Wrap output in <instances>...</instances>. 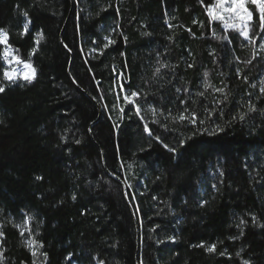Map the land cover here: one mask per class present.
<instances>
[{"label":"trees","instance_id":"trees-1","mask_svg":"<svg viewBox=\"0 0 264 264\" xmlns=\"http://www.w3.org/2000/svg\"><path fill=\"white\" fill-rule=\"evenodd\" d=\"M217 2L0 0V264H264V29Z\"/></svg>","mask_w":264,"mask_h":264},{"label":"snow or ice","instance_id":"snow-or-ice-1","mask_svg":"<svg viewBox=\"0 0 264 264\" xmlns=\"http://www.w3.org/2000/svg\"><path fill=\"white\" fill-rule=\"evenodd\" d=\"M249 2V0H218L217 4L214 5L212 8L209 9L208 15L212 18V19H222V16H220L214 9L215 8H223V10L225 12H229V13H233L235 14L238 19L241 21V23L244 25V28L246 29L248 27V22H251L253 19V13L249 10V8L247 7V3ZM250 3L253 4L255 6V8L258 10L259 13V21H260V28L264 29V0H250ZM228 5L227 7H225V5ZM25 15H27V13H25ZM237 25H229V27H236ZM25 29L27 30V25H25ZM241 34L244 35L245 37H247L248 32L246 30H242ZM8 42V33L5 29L0 28V44H7ZM11 54L10 49L6 48L3 56L5 59H7V57ZM15 62L16 64H20L23 66L24 71L20 72L17 69H14L12 71H8L5 70L3 72V76L6 80L8 81H14L15 79H17L18 77H21L22 79L26 80V81H31L35 78V74H36V70L35 68L32 66L30 61H24L22 59H20L19 57H13L12 61H9V63ZM207 75V74H205ZM208 85H206L207 87ZM5 89L2 85H0V92H3ZM222 91V90H221ZM132 97L137 96L136 92H133ZM202 95V94H201ZM126 102L131 103V98L126 97ZM250 111L253 110L252 108L249 109ZM190 119L192 123L196 122V115L195 113L191 114V117H185L183 114H181L179 117H177V119ZM243 118V117H241ZM201 123H203V121H201ZM146 131H147V127H146ZM217 131H220V129H217ZM149 135H151V133L149 132ZM77 143H79V141H77ZM168 146L165 145V148H167ZM170 151H175L174 149H170ZM37 179H40V177H37ZM73 199H75V197H73ZM27 218L25 220V224H27L28 222ZM255 219V218H253ZM246 222L241 220L240 221V225L245 224ZM17 228H21L20 225H16ZM241 234H243V230H241ZM3 233L0 232V236H2ZM21 235H24V229H21ZM26 246H28L29 248H36L39 247V242L34 240V239H29L26 242ZM203 246V245H201ZM207 251L209 252H214L216 250V246L215 245H211L208 246L206 248ZM225 253H221V255H224ZM32 255L35 256L36 255V251L33 250L32 251ZM237 255H239V253H237ZM45 258H46V254H45ZM244 264H249L248 261H244Z\"/></svg>","mask_w":264,"mask_h":264},{"label":"rangeland","instance_id":"rangeland-1","mask_svg":"<svg viewBox=\"0 0 264 264\" xmlns=\"http://www.w3.org/2000/svg\"><path fill=\"white\" fill-rule=\"evenodd\" d=\"M248 4H251L250 3V0L249 2L247 3ZM228 5L226 4L225 7H227ZM239 20V19H238ZM240 21V20H239ZM241 22V21H240ZM3 46V51H2V62H3V65H4V71L5 70H8V71H12L14 69H17L19 70L20 72H23L24 69H23V66L20 65V64H16L14 61L12 63H9V61H12L13 60V57L16 55L13 53V51L11 50V48L7 45V44H2ZM8 48L10 49V52L11 54L7 57V59L4 58L3 56V53L5 51V49ZM17 80H23L21 77H18L17 79H15L14 81H17Z\"/></svg>","mask_w":264,"mask_h":264},{"label":"water","instance_id":"water-1","mask_svg":"<svg viewBox=\"0 0 264 264\" xmlns=\"http://www.w3.org/2000/svg\"><path fill=\"white\" fill-rule=\"evenodd\" d=\"M139 241V240H138Z\"/></svg>","mask_w":264,"mask_h":264}]
</instances>
